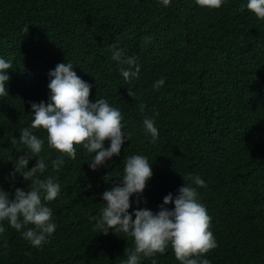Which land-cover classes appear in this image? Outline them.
I'll return each mask as SVG.
<instances>
[{"label":"trees","instance_id":"obj_1","mask_svg":"<svg viewBox=\"0 0 264 264\" xmlns=\"http://www.w3.org/2000/svg\"><path fill=\"white\" fill-rule=\"evenodd\" d=\"M244 3L227 0L209 10L195 0H172L167 8L158 0H0V57L12 61L9 95L0 97V185L13 194L29 188L20 174L6 179L27 151L12 137L30 125L31 102L48 100L49 72L61 62L75 64L93 84V102L105 98L121 110L132 137L96 171L82 148L57 171L51 161L60 152L47 147L46 131L34 130L45 140L41 155L49 165L39 175L61 184V196L45 202L57 229L36 248L5 223L0 264H122L133 238L100 233L89 217L100 214L101 194L113 186L106 176L119 183L134 154L149 158L154 175L130 211H159L168 193L199 174L207 184L198 189L200 200L218 241L206 254L211 264H264V20L242 11ZM114 43L137 56L138 79L124 80L112 60ZM161 77L166 83L157 91ZM146 117L160 131L155 144L145 135ZM157 260L180 264L170 247Z\"/></svg>","mask_w":264,"mask_h":264},{"label":"clouds","instance_id":"obj_2","mask_svg":"<svg viewBox=\"0 0 264 264\" xmlns=\"http://www.w3.org/2000/svg\"><path fill=\"white\" fill-rule=\"evenodd\" d=\"M165 8L172 0H158ZM202 8L218 10L227 0H195ZM249 10L259 20H264V0H246L241 10ZM28 27L25 31L28 32ZM112 60L119 65V71L126 82L138 79L142 65L137 56L128 55L123 48L111 45ZM72 62H61L49 72L50 95L47 101L31 102L32 120L29 126L20 128V137H12V143L23 145L27 151L14 161V171L6 179L15 180L17 174L30 181L28 190L15 188L14 194L0 185V240L6 232L5 223L16 229L29 244L41 248L49 242L57 224L54 213L45 202L61 196V184L54 177L41 179L39 174L47 171L49 165L41 154L45 140L34 130L47 132V147L60 152L51 161L53 169L59 170L66 162L65 157L75 161L79 149L90 158L89 167L96 171L106 166L114 156H119L126 141L131 140L124 123L121 110L105 98L95 102L90 99L93 84L81 78ZM12 61L0 57V97L9 95V70ZM166 78L161 77L153 87L159 91L165 86ZM130 94L133 95L130 89ZM145 135L155 144L160 139V131L154 118L143 121ZM106 147V142H109ZM126 149V148H125ZM124 149V151H125ZM34 158L36 163L29 169ZM152 163L146 155L134 154L127 157L123 175L119 183L112 184L101 195L104 206L98 216L89 217L95 221L94 229L107 234L114 231L123 233L134 240V249L125 250L126 259L122 264H141L151 259L158 264L157 256L168 252L169 247L180 264H211L206 254L218 247L212 231V218L206 205L200 200L199 188L207 187L199 174H190V183L178 189V194L168 193L159 205V211L148 207H136L133 211L132 197H141L153 178ZM185 178V177H184ZM91 188V185H88ZM174 207H169L173 205ZM32 225V227H28ZM7 241L4 240L6 246Z\"/></svg>","mask_w":264,"mask_h":264}]
</instances>
